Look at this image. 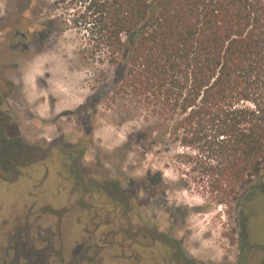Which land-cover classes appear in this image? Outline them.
I'll list each match as a JSON object with an SVG mask.
<instances>
[{"label": "rangeland", "instance_id": "rangeland-1", "mask_svg": "<svg viewBox=\"0 0 264 264\" xmlns=\"http://www.w3.org/2000/svg\"><path fill=\"white\" fill-rule=\"evenodd\" d=\"M79 11L78 0H0V47L15 48L0 53L6 132L51 148L0 178V264H264V192L241 214L214 204L179 146H149L156 134L144 136V112L116 93ZM80 139L71 166L62 149Z\"/></svg>", "mask_w": 264, "mask_h": 264}, {"label": "trees", "instance_id": "trees-1", "mask_svg": "<svg viewBox=\"0 0 264 264\" xmlns=\"http://www.w3.org/2000/svg\"><path fill=\"white\" fill-rule=\"evenodd\" d=\"M78 2L74 22L94 51H107L116 93L144 112V136L156 134L148 145L179 146L201 196L244 213L246 201L264 192V0ZM11 124L0 110L5 180L51 149L8 135ZM83 142L62 149L71 166ZM150 178L162 182L158 173Z\"/></svg>", "mask_w": 264, "mask_h": 264}, {"label": "flooded vegetation", "instance_id": "flooded-vegetation-1", "mask_svg": "<svg viewBox=\"0 0 264 264\" xmlns=\"http://www.w3.org/2000/svg\"><path fill=\"white\" fill-rule=\"evenodd\" d=\"M6 43H4V42H2V44H1V47H0V53L2 52V51H15V48H13V47H9V48H7L6 46ZM2 54H0V56H1ZM2 104H4V98L1 96V92H0V110H2L3 112H6V113H8V115L11 117V118H13V116L10 114V112H9V110L8 109H6L5 108V110L4 109H2L1 108V105ZM8 106H10V105H8ZM10 126V125H9ZM18 136H20L22 139H24L23 137H22V135H18ZM30 144V143H29ZM43 161V160H42ZM39 162H41V161H39ZM36 163V162H35ZM0 247H2L1 245H0ZM195 262L194 261H192V263H190V264H194ZM197 264H199V263H197Z\"/></svg>", "mask_w": 264, "mask_h": 264}]
</instances>
